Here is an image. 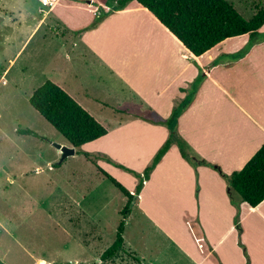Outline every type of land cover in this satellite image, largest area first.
<instances>
[{
	"label": "rangeland",
	"instance_id": "rangeland-1",
	"mask_svg": "<svg viewBox=\"0 0 264 264\" xmlns=\"http://www.w3.org/2000/svg\"><path fill=\"white\" fill-rule=\"evenodd\" d=\"M74 1L98 5L99 0ZM106 1L107 7L102 9L112 11L115 0ZM227 1L246 19L258 4H264V0ZM54 5H41L40 0H0V259L8 264H192L196 260L191 251L188 258L180 256L156 230L140 236L138 212L132 208L123 233L124 247L145 261L135 259L126 248L111 259L101 260V253L114 239L120 210L127 199L82 152H88L97 165L125 187L130 178L123 175L122 169H117L120 173L111 171L112 163L98 149L104 140L91 142L86 148L75 147L74 154L60 159L61 152L52 143H69L28 102L33 89L49 78L106 128L113 127L118 104L126 110H146V115L157 121L167 114L171 102L174 106L180 103L176 83L186 81L185 96L191 91L188 77L171 78L169 75L175 71L167 67L171 62L180 71L186 56L175 42L165 38L163 45L153 51L159 62L150 64L149 60L147 65L144 54H136V48L146 50L149 41L156 39L159 45L160 40L162 28L144 13H138L139 18L128 25L130 32L124 28L119 32L109 30L101 39L88 34L80 42L66 26L85 25L90 11H71L63 6L50 10ZM124 34L127 44L123 48ZM246 35L249 40L250 35ZM241 38L222 41L201 59L205 61L216 50L239 45ZM254 44L264 45V38ZM91 48L98 50L96 59ZM100 61L113 69L101 68ZM159 68L164 70L158 72ZM227 75L219 77L216 72L215 77L226 89L241 78L233 69ZM125 91H130L129 96ZM17 128H30L40 137L20 134ZM122 140L124 144L112 150L134 154L133 160L139 161L138 148L129 146L126 136ZM174 178L166 177L160 185L172 188ZM197 186L200 188L199 182ZM232 197L240 198L234 191ZM160 212L157 218L161 226H172L166 210ZM152 249L158 253L152 255Z\"/></svg>",
	"mask_w": 264,
	"mask_h": 264
},
{
	"label": "crops",
	"instance_id": "crops-1",
	"mask_svg": "<svg viewBox=\"0 0 264 264\" xmlns=\"http://www.w3.org/2000/svg\"><path fill=\"white\" fill-rule=\"evenodd\" d=\"M52 3L55 5L50 10L56 6H63L71 11L78 8H87L90 11L85 25L73 28L66 26L73 32L88 25L99 12V7H107L106 0H99L98 5L88 2L80 4L74 0H54ZM138 13L147 14L148 20L162 28L159 45L155 39L152 43L149 41L146 50L134 48L137 55L144 54L147 65L149 60L150 64L152 61L159 62L153 51L163 45L162 38H165L168 42H175L174 44L179 46H176L177 49L180 48L178 51L182 52L187 60L180 71L178 66L171 62L167 65L168 70L175 71L169 75L171 78L188 77V81L192 83L200 69L205 72L206 76L192 101L177 118L175 133L187 142L188 153L218 167L226 174L240 169L264 142V45L254 44L237 60L223 57L237 51L240 45L243 46L248 41L247 35L242 34L239 35L242 36L239 45L216 50L204 61L201 58L212 51L213 47L201 55H193L146 8L132 1L123 9L112 10L95 28L78 33L77 40L80 38L81 42L82 38H86L84 35L88 34L93 39L97 36L101 39L109 30L119 32L118 29L124 28L130 32L128 25L139 18ZM263 29L264 23L259 30ZM123 39L125 41L121 45L124 48L126 46L123 44H127L126 34L123 35ZM216 47L215 45L214 48ZM95 52L98 53V50ZM95 52L93 51L92 55L94 57L97 56ZM216 58H219L220 63L218 61L216 65L207 69L206 67ZM99 64L101 68L113 69L108 68L106 62L100 61ZM232 69L235 74L241 75V78L234 85L226 86V89L225 84L215 78L216 72H219V77H229L228 71ZM163 70L159 68L157 71ZM185 83V80L176 83V94L181 101L185 97L183 91ZM130 90L133 92L131 88ZM128 92L125 91L126 96H129ZM173 104L174 102L169 104L167 114H163V118L158 120L169 117L179 103L175 106ZM147 108L153 111L151 107ZM145 112L146 110H126L118 104L114 111L117 118L112 124L113 127L107 128L108 132L105 135L80 146L86 148L91 142L104 140L98 149L101 150L104 159L114 166L110 165L111 171L120 173L117 169L121 168L115 164H122L142 173L169 134V129L165 125L155 123L156 120H152ZM125 136L129 146L138 148L141 156L139 161L133 160L134 154L127 156L122 151L112 150L124 144L122 139ZM211 165L198 164L194 168L181 156L176 143H172L150 171L148 179L143 181L142 188L133 201L135 203L131 208L138 212V234L146 237L155 233L152 230H156L180 256L188 258L187 254L191 251L196 260L192 264H246L247 260L249 264H264V199L257 205L250 206L240 195V198L232 197L234 190L231 194L228 193L225 179ZM123 172V175L130 178L127 188L133 193L137 178L131 176L130 172L127 173L128 171ZM166 177H175L171 180L172 184L175 181L174 185H171L175 189L173 192L165 183L160 185ZM168 182L170 181L166 183ZM197 182L200 183V188L196 187ZM166 205L167 208H164ZM161 209L166 210L167 220L172 221V226L163 227L158 222L157 213ZM127 250L135 259L142 263L145 261L136 256L130 248ZM151 253L157 254L158 250L152 249Z\"/></svg>",
	"mask_w": 264,
	"mask_h": 264
},
{
	"label": "trees",
	"instance_id": "trees-1",
	"mask_svg": "<svg viewBox=\"0 0 264 264\" xmlns=\"http://www.w3.org/2000/svg\"><path fill=\"white\" fill-rule=\"evenodd\" d=\"M131 1L146 8L195 56L205 53L227 38L249 34V40L240 50L223 55L237 60L248 52L256 40L264 38V32H259V28L264 23V4L261 3L258 4L255 13L248 19L244 18L227 0H116L117 4L112 10L123 9ZM110 12L104 11L101 7L99 13L88 25L74 30V33L78 34L95 28ZM218 61L219 58H216L206 68L209 69L216 65ZM205 76V72L200 69L191 83V91L173 108L170 116L164 120L154 121L165 125L169 129V134L154 154L151 163L143 169L142 173L122 164H115L137 178L133 193L97 165L90 158L88 152H82L127 199L126 204L120 210L121 217L117 223L114 239L101 253V260L111 259L123 250V233L133 201L139 194L143 181L148 179L150 171L160 161L172 143H176L181 156L194 168L198 164L211 165L206 161L199 160L195 155H190L187 151V142L175 133L178 116L190 104ZM28 102L74 147L93 141L108 132L107 128L96 117L52 79H45L35 87L28 97ZM16 131L20 134L40 137L37 132L30 128H17ZM211 166L215 167L214 165ZM215 168L225 179L229 194L232 190L236 191L242 200L250 206H255L264 199V142L240 169L226 174L218 167ZM231 201L237 205L233 199ZM235 222L237 223V217ZM237 228L239 229L238 224ZM246 264H249L248 260Z\"/></svg>",
	"mask_w": 264,
	"mask_h": 264
},
{
	"label": "water",
	"instance_id": "water-1",
	"mask_svg": "<svg viewBox=\"0 0 264 264\" xmlns=\"http://www.w3.org/2000/svg\"><path fill=\"white\" fill-rule=\"evenodd\" d=\"M57 149L60 150L61 157L60 159H63L64 157L74 154L75 149L73 145H67V144H62L60 142H53L52 143ZM0 264H7L5 263L2 259H0Z\"/></svg>",
	"mask_w": 264,
	"mask_h": 264
},
{
	"label": "built area",
	"instance_id": "built-area-1",
	"mask_svg": "<svg viewBox=\"0 0 264 264\" xmlns=\"http://www.w3.org/2000/svg\"><path fill=\"white\" fill-rule=\"evenodd\" d=\"M40 1L42 5L49 6V7H51V4L53 2V0H40Z\"/></svg>",
	"mask_w": 264,
	"mask_h": 264
}]
</instances>
